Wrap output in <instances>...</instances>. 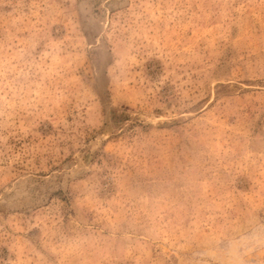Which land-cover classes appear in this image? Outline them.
<instances>
[{
	"label": "rangeland",
	"instance_id": "obj_1",
	"mask_svg": "<svg viewBox=\"0 0 264 264\" xmlns=\"http://www.w3.org/2000/svg\"><path fill=\"white\" fill-rule=\"evenodd\" d=\"M0 264H264V0H0Z\"/></svg>",
	"mask_w": 264,
	"mask_h": 264
}]
</instances>
